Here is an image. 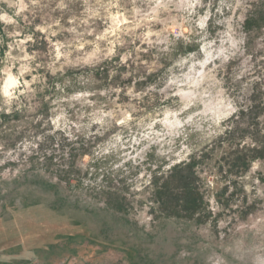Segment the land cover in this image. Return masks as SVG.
I'll list each match as a JSON object with an SVG mask.
<instances>
[{
	"label": "clouds",
	"instance_id": "1",
	"mask_svg": "<svg viewBox=\"0 0 264 264\" xmlns=\"http://www.w3.org/2000/svg\"><path fill=\"white\" fill-rule=\"evenodd\" d=\"M261 2L264 0H81L80 15L68 17L65 27L61 18L45 21L41 16L42 22L34 23L41 0H0V45L4 46L0 113L35 112L40 106L32 103L37 94L54 89L43 96L49 103L47 119L39 114L33 120L43 121L47 131L25 137L15 148L5 150L0 144V166L18 163L21 153L26 160L45 136L59 131L70 142L83 137L85 147L91 144L78 161L80 170L89 173L83 180L86 187L99 190L107 175L137 200L152 195L154 179L162 184L174 174L175 166L186 169L235 129L240 113L251 107L248 97L254 84L259 82L264 90V54L253 59L245 31L246 21ZM67 7L65 0H56L53 11ZM63 32L71 38L53 39ZM35 33L44 34L48 41L46 62L37 51H28L35 43ZM142 53H150L151 59H142ZM106 61L116 68L139 62L146 71L138 76L135 70L125 71L120 78L133 77L131 85L103 88L86 87L101 82L93 71L80 73L75 77L80 87L66 91L73 85L72 78L65 77L67 69L93 70ZM116 68H109V80L117 75ZM154 73L155 80L137 90V83ZM48 75L64 79L49 85ZM121 94L127 99L122 101ZM257 119L264 121V115ZM239 145L255 147L251 136L239 140ZM220 155L223 153H217V160ZM64 156L67 158V150ZM12 171L19 174L20 168ZM224 171L227 174V167ZM258 173L264 175V158L249 160L247 171L229 175L227 180H221L215 169L211 176L200 174L212 193L208 210L213 216L225 211L216 202L215 191L227 186L226 195L231 196L236 191L233 180L243 193L231 207L239 208L244 196L250 198L249 203L252 199L264 201V184ZM219 247L220 251L206 257L205 264H264V214L254 217L251 224L240 223ZM180 254L190 255L187 250Z\"/></svg>",
	"mask_w": 264,
	"mask_h": 264
},
{
	"label": "rangeland",
	"instance_id": "2",
	"mask_svg": "<svg viewBox=\"0 0 264 264\" xmlns=\"http://www.w3.org/2000/svg\"><path fill=\"white\" fill-rule=\"evenodd\" d=\"M55 3L56 0H41L34 23H41V16L45 21L61 18V24L68 27V17L79 16L82 11L81 0H65L66 9L53 11ZM245 31L246 47L254 54L253 59L264 54V48L258 49V45L264 44V2L249 16ZM70 38V33L63 32L53 39ZM34 39L28 51H37L41 54L39 59L46 62L48 41L42 33H35ZM3 51L4 46L0 45V57ZM141 58L150 60L151 54L142 53ZM128 63L130 68L123 65L116 68L115 63L106 61L93 70L67 69L65 77L72 78L73 85L66 91L79 88L75 77L89 71L101 82L86 87L131 85L133 77L122 80L120 74L135 70L134 75H143L146 68L139 62ZM109 68L117 71L111 80ZM155 76L154 73L146 81L138 82L137 90L153 82ZM47 78L49 85L64 79L51 75ZM52 90L37 94L32 103L40 106L35 112L0 113V144L5 150L15 148L25 137L31 139L47 131L42 127L43 121L33 123V120L39 114L47 119L49 103L43 96ZM126 99L121 94V100ZM248 99L252 101L251 107L247 113H240V121L232 132L219 138L211 151H205L200 160L193 159L186 169L175 166L174 174L162 184L154 179L155 191L139 200L126 195L127 188L118 187L107 175L99 190L83 184L89 173L80 170L78 161L91 147V144L84 146L83 137L74 143L59 131L45 136L26 160L21 153L18 163L9 161L0 166V264H205L206 257L220 251L219 245L228 241L240 223L251 224L254 217L264 214V201L252 199L249 203L248 196H244L239 208L231 207L238 194L243 193V188L233 180L236 191L231 196L226 195L227 186L215 191V200L225 211L213 216L208 210L212 193L200 175L211 176L215 169L221 180H227L229 175L240 176L247 171L249 160L264 158V121L257 119L264 115V90L259 82L252 86ZM245 136H251L255 147H240L239 140ZM219 152L223 155L217 160ZM16 168L20 172L13 175ZM260 179L264 184V175ZM225 221L230 222L223 227ZM182 250L190 255L181 256Z\"/></svg>",
	"mask_w": 264,
	"mask_h": 264
}]
</instances>
